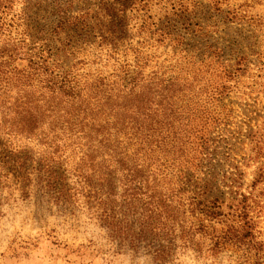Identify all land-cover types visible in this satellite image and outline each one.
Here are the masks:
<instances>
[{
    "label": "trees",
    "instance_id": "1",
    "mask_svg": "<svg viewBox=\"0 0 264 264\" xmlns=\"http://www.w3.org/2000/svg\"><path fill=\"white\" fill-rule=\"evenodd\" d=\"M25 1L0 0L1 35L9 19L13 24L26 16ZM112 1L136 15L145 45L165 40L179 25L203 29L195 17L201 0H96L77 14L76 0H55L60 17L54 31L92 32V15L105 8L114 13L118 5H107ZM207 1L225 23L258 31L262 44L252 56L238 52L235 63L226 65L214 64L215 56L200 65L197 57L187 56L183 64L192 70L166 80L160 72L144 76L148 50L134 48V58L105 73L45 64L21 68L23 43L11 38L0 47V130L16 142L41 146L45 182L56 200L91 208L115 239L149 241L158 254L167 246L176 249L178 242H202L213 255L222 253L224 243L248 251L258 238L260 218L254 213L264 202V162H258L243 192L244 173L222 171L208 155L214 132L227 124L223 104L238 79L251 74V64L264 72V14L249 10L248 2ZM50 54L35 53V58L46 62ZM118 54L114 50L109 59ZM219 180L227 191L218 187Z\"/></svg>",
    "mask_w": 264,
    "mask_h": 264
},
{
    "label": "rangeland",
    "instance_id": "2",
    "mask_svg": "<svg viewBox=\"0 0 264 264\" xmlns=\"http://www.w3.org/2000/svg\"><path fill=\"white\" fill-rule=\"evenodd\" d=\"M201 1L204 5L197 7L195 17L202 30L196 26L185 30L179 25L165 35V40L145 45L136 28V15L120 11L119 2L107 4L118 5L114 13L105 8L92 15L95 36L88 31L72 35L54 31L60 17L55 0H26L21 5L26 16H17L13 24L9 19L3 35L0 33V47L11 38L17 45L23 43L18 50L21 68L45 64L61 71L98 68L105 73L121 66L126 58H134V48L148 50L149 58L142 63L144 76L160 72L166 80L186 76L192 70L183 64L187 56L197 57L198 65L214 56V64L235 63L242 51L252 56L262 44L258 31L245 23H225L207 0ZM229 1L248 2L249 10L264 14V0ZM95 2L76 0L74 14ZM157 22L163 24V20ZM50 50L46 62L35 58V53ZM114 50H119L117 60L109 59ZM213 51L216 55L212 56ZM250 73L238 79L237 87L225 100L227 124L214 132L208 155L222 171L238 169L244 173L243 192H247L258 162H264V140L260 139L264 134V72H259L255 63L250 65ZM46 175L40 145L29 140L16 142L0 130V264H264V202L254 213L260 218L258 238L248 251L224 243L222 253L213 255L206 253L207 245L202 242L196 246L178 242L176 249L167 246V252L158 254L149 241L131 244L115 239L91 208L56 200L47 188ZM217 185L222 191L228 190L220 180ZM260 188L264 190V185Z\"/></svg>",
    "mask_w": 264,
    "mask_h": 264
}]
</instances>
